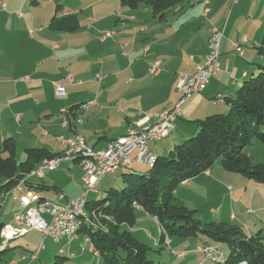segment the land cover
<instances>
[{"label": "crops", "instance_id": "0c3cea01", "mask_svg": "<svg viewBox=\"0 0 264 264\" xmlns=\"http://www.w3.org/2000/svg\"><path fill=\"white\" fill-rule=\"evenodd\" d=\"M0 2L6 5L5 10L0 8V158L3 156L4 142L11 139L16 152H24L22 161L27 150L61 154L66 147L59 143V137L75 139L82 136L88 147L104 149L111 140L125 135L133 127V123L140 118V111L153 116L172 110L180 100L177 91L179 74L193 73L197 66L202 65L208 54L212 30H224L221 71L211 79L202 94L181 106V114L168 136L172 138L168 142L156 144L159 147L151 146L156 156H164L167 148L173 149L176 144L185 142L198 132L197 121L230 113L228 101L236 98L237 90L249 79L252 62L256 60L252 46L261 43L260 34L264 29V24L259 25L252 19L255 8L254 4L249 7L250 0H196L197 6L192 5L191 0L189 3L193 8L190 11L195 13L188 18L191 24L196 16L198 21L203 19L208 27L201 49L194 51L192 44L189 47L183 45L184 39H180V35H184L183 29L189 24L188 20L180 24L183 28L174 31L173 36H160L165 30L163 25L170 23L171 15L170 19L182 21L184 16L178 13L186 10L184 4L171 9L166 21L160 22L149 6L140 5L133 9L125 6L123 0ZM59 5L61 7L57 10ZM126 7L130 10L127 11ZM240 7L248 10L246 25L243 24V14H236ZM263 12L264 7L261 9ZM69 14L77 16L78 31L65 33L50 29L54 17ZM120 14L130 18L131 26L121 23ZM115 28H128L131 33L134 32V36L123 40L119 35L116 36L113 31ZM97 41L102 48L96 52V57H92V52L88 55L87 49ZM234 44H239L240 52L234 49ZM156 64L159 72L153 75L150 69ZM68 75L72 76L73 82L67 79ZM56 84L66 87L64 97L57 96ZM216 99L217 103L213 104ZM81 105L86 107L82 109ZM71 108L69 115L62 113L63 109ZM70 160L63 161L55 171H46L42 178H31L26 184L20 183L14 188L15 194L13 189H0V225L14 223L16 214L22 213L40 199L64 204L79 198L84 189L83 172L80 162L78 164ZM140 167L133 164L130 171L144 174L140 173L143 172ZM231 179L243 186L234 191L226 183ZM4 183L5 180L1 179L0 187ZM181 185L175 192L177 199L196 210L197 215L201 212L197 197L206 194L226 197L223 199L225 201L230 199L224 215L217 210L219 205L216 211H209L210 214L217 213L216 220L226 224H229L225 218L234 206L233 201H239V193L242 194L244 189L248 200L264 198V185L229 174L220 164ZM248 190L252 192L250 196ZM220 207L222 209L225 205L221 203ZM229 218L235 220L237 217L230 213ZM159 230V239L147 233L155 246L161 238V228ZM80 232L73 242L62 240V243L57 244L61 248L57 249H48V239L43 240L36 231L23 236L26 240L23 247L19 245V240L16 242L17 238L3 242L0 251L4 264H37V261L40 264H53L59 255L68 260L71 258L72 264H103L101 256L87 243V235ZM138 232L133 234L136 236ZM255 234L253 231L246 233L248 237ZM36 237L40 242L35 241ZM197 241L193 248L177 246L175 251L172 239L169 246H161L177 256L179 264L185 260V263L192 261L191 264H199L196 260L201 259L202 254L196 249L206 242L204 238H198ZM35 252L40 255L36 256ZM191 255L197 258L192 260L189 258ZM84 258L92 260V263H86Z\"/></svg>", "mask_w": 264, "mask_h": 264}, {"label": "trees", "instance_id": "16d2710c", "mask_svg": "<svg viewBox=\"0 0 264 264\" xmlns=\"http://www.w3.org/2000/svg\"><path fill=\"white\" fill-rule=\"evenodd\" d=\"M190 1L123 0L122 3L133 9L149 6L154 17L164 22L171 9ZM50 29L74 33L79 29V20L75 14L54 17ZM258 51L264 59V35ZM228 103L231 105L229 114L212 115L197 121L198 132L175 146L168 156H157L150 171L129 173L124 178L126 186L123 190H113L101 201H89L90 222H85L81 232L91 238L94 250L105 264H154L148 258L150 248L138 241L131 231L136 223L137 207L157 219L162 234L156 246L161 249L164 248L161 244H166V236L169 239L201 236L206 243L228 248L227 256L222 252L223 264H264V238L260 232L248 237L236 225L202 223L197 211L185 206L174 194L179 184L208 171L215 163L228 172L264 184V164L254 165L244 151L254 139L264 145V65L258 66L257 75L245 80L237 90L236 98ZM71 112L72 108L64 114ZM3 151L0 180L5 183L0 189L5 191H11L21 182L26 184V174L44 160L60 155L27 150L25 160L18 163L15 143L11 139L4 142ZM0 264H4L1 251ZM53 264H68V259L59 255Z\"/></svg>", "mask_w": 264, "mask_h": 264}, {"label": "built area", "instance_id": "2783aa9c", "mask_svg": "<svg viewBox=\"0 0 264 264\" xmlns=\"http://www.w3.org/2000/svg\"><path fill=\"white\" fill-rule=\"evenodd\" d=\"M5 7V3L0 2V8L5 10ZM107 35L111 36L112 34ZM223 38L224 30L213 29L208 41V54L205 62L197 66L193 73L179 74L177 91L180 100L172 110H166L165 114L157 113L153 116L143 114L140 111V118L133 123V129L127 130L125 135L111 140L104 149L88 147L82 136L75 139L59 137L58 141L66 146L65 150L55 157V162L39 164L34 169L33 174L25 177L24 181L26 182L31 178H42L46 171H55L63 161H68L74 155H81V149H91V156H95V163L80 166L83 172L84 186L81 196L64 204L49 200V203L43 204L39 211L25 213L24 216H20L19 221H14V225L9 224L6 230H2V241L7 243L27 235L30 231L40 233L43 240L52 239L55 242L56 239H67L69 243L76 240L75 237L64 238V231L67 230L71 222L77 219V217H70V210H77V215H80V200L94 193L96 185L100 184L108 173H114L117 170H131L133 164L143 167L150 164L153 152L150 143L166 139L173 132V124L181 114V106L194 96L202 94L208 87L210 80L220 72ZM233 47L236 51H241L239 44H234ZM158 72V64L151 67V74L155 75ZM67 79L73 82L72 76L68 75ZM56 94L59 97H64L66 87L63 84H56ZM217 101V99L214 100L213 104H216ZM80 107L83 109L86 105ZM66 111L63 109L62 113H66ZM152 119L154 122L150 123ZM73 140H81V147H73ZM12 191L15 194V189ZM166 243H169V238H167ZM89 244L93 246L90 239ZM196 251L204 256V261L199 264L220 260L221 251L215 245L207 243L198 246Z\"/></svg>", "mask_w": 264, "mask_h": 264}, {"label": "rangeland", "instance_id": "374dc122", "mask_svg": "<svg viewBox=\"0 0 264 264\" xmlns=\"http://www.w3.org/2000/svg\"><path fill=\"white\" fill-rule=\"evenodd\" d=\"M250 1H252V2L249 5V7L254 4V8H255V15L253 16L252 19H255L256 23L259 25L264 24V12L261 13V9L264 7V0H256V3H255V0H250ZM191 4L194 6L198 5V3H196V0H192ZM192 5H190V3H184V6H186L185 7L186 10L184 12L178 13L179 16H184L182 21H180V22H178L177 20H176L177 21L176 22L175 19H170L172 17V15H171V17L169 18L170 23L168 25H166V24L163 25V28L165 30H164V33L160 34V36H167V35L173 36L174 31H176L178 28H180V29L183 28L182 26H180V24L184 23L185 20H188L189 24L188 23L185 24V25H187V24L188 25L186 26V28L183 29L182 33L184 35H180V39H182V40L184 39L183 43H182L183 45H188V47H189L192 44L194 51H197L198 49H201V46L203 45V41L205 40L206 35H207V28L208 27H207V23H203L204 22L203 19H201V20L199 19L200 21H198L196 19V16H195V18H193L194 23L191 24L192 21H190L191 19H188V18L195 14L194 12L192 13L190 11V9L193 8ZM126 10L128 11L130 9L126 7ZM247 11L248 10L246 7H240V9L236 10V14H238V13L243 14L244 22H245L243 24H245V25H246L245 19H248V16H246V15H248V14H246V13H248ZM100 15H103L102 12H100ZM120 17L122 19L121 23H126V24H129V26H131L130 23H132V21L130 20V18L126 17L125 15H121ZM115 29L113 31H115L114 33L116 34V36L119 35V38H121L123 40L126 38H130V36L131 37L134 36V32L131 33V31L128 28H121L119 30H117V29L115 30ZM262 31L264 33V29ZM263 33L260 34L261 35L260 42L262 41ZM258 47H260V44L256 45V46H252V50H254V52L256 54V60L254 62H252V65H251L252 71L251 70L249 71V78L251 77L252 73H255V72L258 73V66L259 65L260 66L264 65V59L259 54ZM101 48H102V46L98 45V41L94 42L93 45L92 46L90 45V47L87 49V54L89 55L90 52H92V57H96V52L98 50H101ZM105 48H107V46H105ZM257 73L255 75H257ZM62 99H64V98H62ZM174 127H175V125H174ZM171 138H172V136H170L166 139H163L162 141H152L150 143V146L159 147L156 144L160 145L162 143H165L166 141L168 142ZM189 138H187V139H189ZM182 143L183 142L176 144V146L181 145ZM171 149L172 148H170V147L167 148V150H166L167 152H165L166 154H164L163 157L168 156ZM244 151L247 155L250 156L251 162L254 165L264 164V145L261 142H259L258 140L254 139L253 142L244 149ZM160 156H162V155H160ZM15 159L18 163L21 162L24 159V152H16ZM70 161H72V162L75 161L79 164L78 160L71 159ZM218 164L219 163H215L211 168H213L215 166L218 167ZM139 169L143 170V172H140V173H145V172L147 173L148 171H150L149 170L150 168L143 167V166L140 167ZM123 171H125V172H123ZM129 173H132V172L130 170H117L114 173H108L103 178L101 183L99 184L97 192L92 193L89 196L88 201H94V200L95 201L96 200L101 201V200H104L105 198H107L109 193L112 192L113 190H118V191L123 190L124 187L126 186V182H124L125 181L124 178H127ZM228 173L233 174L234 176L238 175V176L243 177L242 175L237 174V173H231V172H228ZM243 178H245V177H243ZM226 183L229 184L232 187V189H234V191H236L237 188H240L243 186L242 183H239L237 180H234V179H231V180L227 181ZM261 185H264V184H261ZM179 186H182V185L179 184ZM176 190H177V188H176ZM176 190H175V192H176ZM245 192L246 191L244 189L242 194L239 193L241 198L239 199L238 202L236 201V203H235L233 201L234 206L232 208H230L228 215H227V218H225V219H227V222H229V225L238 226L239 228H241L243 230V232L245 234L248 232L251 233V231H253L255 233L260 232L264 238V198L261 197V198H257V199H253V200L252 199L248 200L244 195ZM251 193H252L251 190H248L249 196L251 195ZM223 199H226V197H223V196L217 197V196L206 195V194L196 198V200L199 203V207H200V211H201L199 213L200 216H199V214H198V216L202 220V223L219 222L215 218V217H218L217 213L216 214H210L209 211H210V209H215V211H216V206L219 205L217 210L224 215L226 213V206L230 205V199H228L226 201ZM46 200L47 199L41 200V201L37 202L36 204L41 203V202L46 201ZM221 203H223L225 205V207H223L222 209L220 207ZM36 204H34V205H36ZM189 205L192 206L193 204H189ZM31 206H33V205H31ZM244 208L246 210H244ZM247 210H251L252 212L246 213L245 211H247ZM135 212H136V223H135L134 228H133L134 229L133 233L139 231L136 234V236H135V234H134V236L136 237V239L138 241H140L141 243H143L144 245H146L150 248V251L148 254L149 260L153 261L154 264H179V259L177 258V256L172 254V252L170 250H167L166 248L161 249L160 247L154 245L152 238L159 239V237H160V230H159L160 225H159L158 221H156V219L154 217L148 215L144 210H142L140 208L139 209L137 208V210ZM139 212H141V214H139ZM230 213H234L237 218L235 220H230V218H229ZM4 225L1 224L0 229ZM10 225H14V223H11ZM147 233H151L152 238L149 237ZM198 238H203V237L200 236ZM198 238L174 237V238H172V242H173L172 248H173V250L176 249L177 246L178 247L187 246L189 248H193L195 246V243L198 242L197 241ZM18 240L20 241V244H19L20 246H22V247L25 246L24 245L25 241H26L25 237L17 238L16 242ZM185 240H187V241H185ZM35 241L38 242L39 239L36 237ZM180 242H181V244L177 245ZM2 243H3V241L0 240V244H2ZM58 244H60V243H58ZM46 246H48V249H49V247H52L54 249L61 248V245H57V243H55L52 239L47 240ZM218 246H219V249L221 250V253L223 252L227 256L228 255V248L225 245H221V244ZM35 253L37 256L38 252H35ZM39 255H40V253H39ZM89 256L90 255H87L86 257H89ZM189 258H191L193 260L194 258H197V256L191 255V256H189ZM198 260H196V262H198V263L203 262L204 256L202 255L201 259H198ZM83 261H85L86 263H92V260H89L88 258H84ZM186 261L187 260H185L181 264H191V262H192V261H190L188 263H185ZM71 262L73 263V260L71 258H69L68 264H72ZM37 264H40L39 261H37ZM103 264H105L104 260H103ZM207 264H215V262L208 261Z\"/></svg>", "mask_w": 264, "mask_h": 264}, {"label": "bare ground", "instance_id": "6f19581e", "mask_svg": "<svg viewBox=\"0 0 264 264\" xmlns=\"http://www.w3.org/2000/svg\"><path fill=\"white\" fill-rule=\"evenodd\" d=\"M160 114H165V111L161 112ZM132 129H133V127H131L129 130H132ZM77 137H79V136H77ZM73 147H81V140H73ZM70 159H78V161L80 162V166L85 165V164L95 163V156H91V149H81V155H74V156L70 157L68 160H70ZM156 161H157V156L152 152V158L150 160V164H148L146 167L153 168L154 165L156 164ZM52 162H55V158L44 160L41 164H51ZM33 172H34V170L31 171L30 173L26 174L25 177L31 176V174H33ZM98 186H99V184L96 185L94 193L97 192ZM88 200H89V196H86L80 200V215H77V210H70V217H77V219L74 220L73 222H71L69 224V227L67 228V230L64 231V238H73V237L76 238L77 235L79 234V232L81 231V229L85 228L83 225L85 224V222L89 221L88 220V212H87V206L89 204ZM46 203H49V200H46V201H43V202L38 203L36 205H33V206L29 207L27 210H25L24 212L16 214L14 216V221H19L20 216H24L25 213H34L35 211H39L40 207ZM137 208L139 209L140 207H137ZM8 227H9V225L7 224V225H4L0 229V240L1 241H2V230H6ZM167 238H169V237L166 236V240H167ZM89 239L91 240V238H89V237L87 238L88 244H89ZM62 240L63 239H56L55 242L58 244V243H61ZM169 244H170V239H169V243H166L165 245L167 246ZM205 244H207V243H205ZM224 262H225V257L221 253L220 260L215 262V263L216 264L217 263L223 264Z\"/></svg>", "mask_w": 264, "mask_h": 264}]
</instances>
